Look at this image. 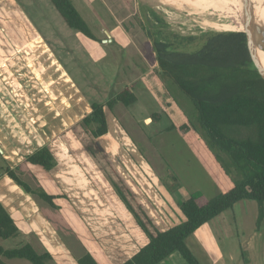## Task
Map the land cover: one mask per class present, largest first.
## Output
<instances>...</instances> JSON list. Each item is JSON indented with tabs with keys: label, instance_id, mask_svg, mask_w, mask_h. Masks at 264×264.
Returning a JSON list of instances; mask_svg holds the SVG:
<instances>
[{
	"label": "rangeland",
	"instance_id": "rangeland-1",
	"mask_svg": "<svg viewBox=\"0 0 264 264\" xmlns=\"http://www.w3.org/2000/svg\"><path fill=\"white\" fill-rule=\"evenodd\" d=\"M241 1L234 0L235 4ZM72 2L96 41L85 39L67 28L48 0H4L0 3V83L10 94L24 96L25 100L33 101L31 96H45V101L39 103L41 107L46 104L41 111L51 109L55 118L59 113L69 112L73 121L70 130L60 138L66 156L75 158L79 169L78 174L60 179L61 189L69 198L53 200V209L19 187L21 194L26 193L25 196L30 198L27 201L35 204L46 217V226L56 239L52 242L54 246L50 245L48 250L55 255L49 264H63L61 256L66 250L75 261L82 256L91 244L88 231L98 238L105 251L109 250L104 242L108 240L101 237L110 234L106 227L113 213L115 218L124 217L129 228L131 226L136 234L146 238L136 228L134 219L124 208L111 182L122 190L124 184L134 196V201L129 199L131 204L136 209L138 206L142 208L155 226L164 215L180 218L179 211L175 212L172 208L160 210V213L155 201L149 197L152 193H171V179L183 190V198L194 192L202 193L207 199L217 195L219 190L212 177L216 165L206 157V153L200 154V143L195 134L180 136L175 131H167L170 119L179 124L185 118L184 112L193 117L192 105L182 92L175 91L166 78L163 77L164 85L156 81L154 72L158 70V64L155 47L162 44L167 46L163 52L191 53L200 49L210 34L243 32L246 29L236 7L232 18H222L220 15L223 14L208 10L213 14L211 22L218 24V29L205 24L197 14L178 13L172 7L144 0ZM16 50L25 51L26 59ZM260 53L264 55L263 49ZM17 56L23 57L21 62ZM13 58L15 66L21 67L19 76L18 68L9 62H13ZM64 73L67 79H64ZM124 87L132 88L136 103L129 107L116 105L111 114L107 112L110 114L107 116V134L91 138L81 124L82 119L77 120L86 115L79 113L78 106L84 103L87 111L91 103H104ZM24 98L21 105L29 107ZM154 113L161 115L158 122L150 119ZM60 151L61 148L55 152L58 160ZM7 169L8 164L0 154V181L6 180ZM18 169L17 175L31 190L40 187L49 195L59 192L50 174L41 168L24 163ZM82 177L85 181H81ZM252 204L257 206L255 202ZM251 210L248 208V221L242 226L237 225V221L233 223L230 211L209 222V227L216 222L213 232L222 233L219 242L221 255L238 257L229 264H239L242 256L238 244L250 264H264V216L257 223L259 212L256 214L254 208ZM234 216L239 221L241 216L237 213ZM177 225L179 223L176 222ZM236 230L239 231L237 236ZM37 236L30 234L33 239L42 242ZM23 238L20 234L0 240V245L5 249L17 248L23 245ZM58 241L61 250L57 247ZM36 247V251H40ZM95 249L99 250L98 247ZM173 256L181 264H186L178 253ZM201 259L206 264L203 256ZM8 263L29 264L21 259ZM68 264L73 263L69 261Z\"/></svg>",
	"mask_w": 264,
	"mask_h": 264
},
{
	"label": "trees",
	"instance_id": "trees-1",
	"mask_svg": "<svg viewBox=\"0 0 264 264\" xmlns=\"http://www.w3.org/2000/svg\"><path fill=\"white\" fill-rule=\"evenodd\" d=\"M4 0H0V3ZM58 16L70 30L85 39L96 41L72 0H48ZM167 46L157 44L158 70L154 77L164 85L163 77L177 92L180 91L191 102L193 117L184 112L179 124L170 119L167 131L180 136L195 134L200 143V154L206 153L216 165L212 172L213 181L219 192L212 199L194 192L177 207L184 221L166 231H160L142 208L136 209L131 191L123 184L112 183L125 209L133 216L137 227L147 238L129 260L123 264H160L171 254L178 253L186 264H201L186 246V240L198 229L233 211L235 204L243 201L255 202L258 206V221L263 215L264 204V55L261 44L243 32L210 34L200 49L195 52H163ZM169 92L168 88H166ZM174 100V97H172ZM137 101L131 87H124L113 98L104 103H91V112L81 124L93 139L107 134L108 125L105 110L110 113L122 104L129 107ZM161 115H151L158 122ZM31 166L50 172L55 160L47 147H42L25 158ZM5 175L26 193L55 209L54 196L38 187L31 190L19 178L16 169H7ZM170 192L179 184L171 179ZM18 235V229L0 204V240ZM243 263H247L240 247ZM21 259L29 264H49L52 256L48 252L38 253L30 244L13 249L0 245V264ZM76 264H98L89 253L76 259Z\"/></svg>",
	"mask_w": 264,
	"mask_h": 264
},
{
	"label": "crops",
	"instance_id": "crops-1",
	"mask_svg": "<svg viewBox=\"0 0 264 264\" xmlns=\"http://www.w3.org/2000/svg\"><path fill=\"white\" fill-rule=\"evenodd\" d=\"M17 51H20L21 56L23 54V57L26 59L25 51L16 50V52ZM23 57H18L20 59V62ZM11 60H14L13 62L9 61L11 62L12 66L18 68L19 66H15V58ZM18 70H21V67L17 69V76H19L20 74ZM64 76V79L68 78L65 73ZM7 77L8 76L5 75V79H7ZM65 84L67 83L65 82ZM0 86L3 87H0V154L2 155V159L8 164L9 169H17L18 172V167H21L22 164L26 163L25 158L27 156L31 155L33 152L42 147H47L51 152L53 158L58 161V164L56 162V166L50 172H47L50 174V179H52L55 185H57V187L59 188V192H55L52 196H54L55 199L66 200V197L69 198V196L61 189L62 187L60 179L64 180L70 174L79 173V169L75 163V158L72 159L70 156H66V152L63 149L64 145L60 141L61 136L67 130L69 131L72 127L71 125L73 124V121L70 120L71 117L68 114L69 112L65 114L62 113L61 115L59 113L55 118L52 113L53 110L44 109V111H41L43 107L46 106V104H43L41 107L39 106V103L45 101V96H31L33 101H30L28 99L25 100L24 96H16L14 92V94H10V91L6 89L3 83H0ZM4 91H7V93H4ZM22 98H24L25 103L30 104L29 107L27 105H21ZM63 99L64 97H62V100ZM78 107V111L79 113H82V115L84 113L88 115L91 112L90 107L86 111V107L82 102L81 107ZM28 108L31 109L28 111ZM105 112L107 119V116L111 113L107 114V112H109L107 110H105ZM85 116L78 117L77 120H79L80 118L83 119ZM60 148L61 151L59 154V162L57 156H55V152H57ZM61 162L65 163L61 164ZM81 181H85L83 177L81 178ZM86 187L90 189L89 186ZM64 190L68 192L67 189ZM182 192L183 190L181 189V187H179L172 193H152L149 197L155 201V204L157 205L160 213L165 209L170 210L171 208L176 212L179 211L177 205L188 198H183ZM25 195L26 193L23 195L21 194V190L19 189V187L8 177L6 178V180L0 181V204L13 219L18 229V235L21 234L24 237L21 242H24L23 244H30L33 248H37V245L39 247L38 249L40 250H37L38 253H42L45 251L49 253V247L54 246L52 242H55L56 239L50 233L51 229L46 226V217L38 211L35 204H33L30 200L27 201V199L30 198ZM252 203L253 202L243 201L235 204L232 211L233 223L237 221V225L240 226L246 224L248 221V208L250 211H252L251 209L254 208L256 214L258 213V206H253ZM67 204L71 205L68 201ZM71 209L74 213H76V209H73V207ZM105 210L109 212L107 209ZM234 213H237L238 216H241L239 221L234 216ZM179 214L180 218L178 217L177 219L172 218V216L169 215H164L159 219L160 223L158 221L157 223L155 222L157 228L160 231H166L174 227L176 222L180 224L184 221V217L180 212ZM214 223L215 224H212L210 227L208 226L209 223H207L206 225L198 229L194 234L189 236L186 240V246L201 264H205L202 261L201 256L205 258L204 261L206 262V264H229L235 261L238 257L233 255L223 257L221 255V253L219 252V250H221L219 242L222 239V233H216L215 231H212L216 225V222ZM106 228L108 232H110V234H104V237H101L105 240H108L104 241L110 248L106 251L99 244L98 238L93 235L91 231H88L90 235L88 240L91 241V244L89 249L85 253H89L90 255H92L98 264H107L108 262H113V264H123L147 243V238L144 239L142 238V236H140V234H136V230H132L131 226L129 228L124 217L123 219L115 218L114 213L113 218L109 220V224L107 223ZM136 228L138 229L137 225ZM257 229L258 228H255V232H258ZM138 230L141 231L140 229ZM237 230L236 236L239 233V231ZM31 233L35 234L36 236L39 235L42 242L30 237ZM123 235H125L126 238H124ZM60 246L61 243L59 242L57 247H59V249L61 250ZM237 246L240 251L241 246H239V244ZM96 247H98L99 250H96ZM173 254H171L160 264H181L177 260V258L173 256ZM51 256L52 258H54L55 255L52 253ZM61 258L63 259V264H68L69 261H72L73 264H76L75 259L70 257V254L67 250L64 254H62ZM238 263L244 264L241 258ZM245 264H250V260H248Z\"/></svg>",
	"mask_w": 264,
	"mask_h": 264
},
{
	"label": "bare ground",
	"instance_id": "bare-ground-1",
	"mask_svg": "<svg viewBox=\"0 0 264 264\" xmlns=\"http://www.w3.org/2000/svg\"><path fill=\"white\" fill-rule=\"evenodd\" d=\"M144 1L149 2L150 4H158V5L160 4L162 6L172 7L178 13H180L181 11H186L191 14L192 13L197 14L198 16H200V19L205 24L209 25L211 28L219 29V25L211 22V18L213 14L208 13V10H213L219 12L220 14H223L224 16L220 15V17L222 18H224L225 16H226L225 18L227 17L232 18V15L234 16L235 7H236V9L239 12L245 10V11H249L251 14L253 13L256 23L259 24L264 22V0H242L239 4H235L234 0H144ZM175 17L178 18V15L176 14Z\"/></svg>",
	"mask_w": 264,
	"mask_h": 264
},
{
	"label": "water",
	"instance_id": "water-1",
	"mask_svg": "<svg viewBox=\"0 0 264 264\" xmlns=\"http://www.w3.org/2000/svg\"><path fill=\"white\" fill-rule=\"evenodd\" d=\"M252 14L249 11H240L241 22L246 27V29L243 30V33H246L256 39L261 44L264 51V22L257 24L254 14Z\"/></svg>",
	"mask_w": 264,
	"mask_h": 264
}]
</instances>
